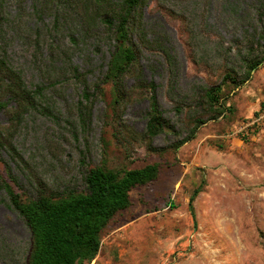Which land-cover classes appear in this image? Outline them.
I'll return each mask as SVG.
<instances>
[{
	"label": "rangeland",
	"instance_id": "obj_1",
	"mask_svg": "<svg viewBox=\"0 0 264 264\" xmlns=\"http://www.w3.org/2000/svg\"><path fill=\"white\" fill-rule=\"evenodd\" d=\"M225 1L197 3L205 8L210 29L222 36L226 47L233 36L240 37L241 29L226 21ZM254 1L227 0L239 14ZM19 3L2 0L8 22L1 28L0 45L26 84L31 89L42 86L43 95L40 110L25 116L13 138L23 158L19 167L10 163L18 182L15 192L36 196L44 189L38 187V180L55 191L80 190L84 172L95 166L123 170L158 163L159 179L130 192L132 206L103 231L100 250L90 264H264V128L245 138L238 133L225 137L264 105V61L246 83L226 91L230 111L206 120L193 140L171 150L168 147L186 135L188 113L174 111L173 89L168 90L173 74L167 62L160 55L143 52V76L155 82L162 114L180 134L178 138L173 133L154 137L152 148L168 149L151 152L140 142L121 144L112 136L111 87L99 85L113 49L110 33L100 25L89 32L67 12L57 17L58 25L53 23V12L39 20L32 16L33 0H22L20 7ZM142 14L147 38L163 36L176 58L175 96L214 81L187 58L181 20L155 8L153 1ZM244 28L251 32L249 25ZM66 59L85 74V85L61 70ZM132 83L131 78L125 81L126 87ZM85 90L92 97V107L89 119L83 121L79 104H84ZM147 110L148 100H135L125 107L122 119L134 132L142 133ZM6 125L0 110V126ZM1 156L8 161L4 152ZM0 174L4 175L1 162ZM197 188L200 193L192 216L188 201ZM30 239L23 220L0 201V264H24Z\"/></svg>",
	"mask_w": 264,
	"mask_h": 264
},
{
	"label": "trees",
	"instance_id": "obj_2",
	"mask_svg": "<svg viewBox=\"0 0 264 264\" xmlns=\"http://www.w3.org/2000/svg\"><path fill=\"white\" fill-rule=\"evenodd\" d=\"M151 1L155 8L173 16V20H181L187 58L213 78V82L193 87L190 94L175 96L176 58L165 46L163 36L151 33L152 38H147L149 32L142 23V10ZM197 1L33 0L32 16L41 20L53 12V23L58 25L57 17L67 12L74 14L89 32L95 25H100L110 33L113 49L99 85L108 83L111 87L112 136L117 143L140 142L146 145L147 151L163 153L193 140L206 120H215L222 117L224 111H230L226 108L228 92L246 83L251 72L264 61V0H255L243 14L225 1L226 21L241 29L240 37L233 36L226 47L222 36L210 29L205 8H200ZM17 2L20 7L22 0ZM6 17L0 0V31L8 22ZM247 25L251 32L244 28ZM143 52L160 55L167 62L171 76L173 74V86L169 82L168 90L171 93L173 89L174 111L177 115L188 113L184 120L185 137L168 148L150 146L152 139L160 134L173 133L176 138L180 134L162 114L155 82L143 76L140 65ZM61 67L73 80L85 85V74L80 73L69 59L64 60ZM129 78L133 83L126 87L125 81ZM42 95V86L31 89L21 72L13 67L6 48L0 45V110L7 120L6 126H0V162L4 174H0V193L4 196L0 201L18 214L29 230L30 248L24 264H90L100 250L103 231L117 214L132 206L130 192L156 182L160 165L152 163L137 169L110 170L103 164L84 172L80 190L55 191L38 180V187L44 189L38 190L36 196L15 192L18 182L10 163L19 167L23 158L14 147L13 138L25 116L40 110ZM139 99L148 100L142 133L134 132L122 119L125 107ZM83 101L84 104H79V113L86 121L92 107V97L87 90L83 92ZM2 152L8 156V161L2 158ZM199 193L200 188L195 189L188 201L192 216L193 203Z\"/></svg>",
	"mask_w": 264,
	"mask_h": 264
},
{
	"label": "built area",
	"instance_id": "obj_3",
	"mask_svg": "<svg viewBox=\"0 0 264 264\" xmlns=\"http://www.w3.org/2000/svg\"><path fill=\"white\" fill-rule=\"evenodd\" d=\"M264 128V106L258 110V112L251 118L239 124L238 129L235 132H230L225 137H230L232 134L247 136L249 134H255ZM254 136V135H253Z\"/></svg>",
	"mask_w": 264,
	"mask_h": 264
},
{
	"label": "crops",
	"instance_id": "obj_4",
	"mask_svg": "<svg viewBox=\"0 0 264 264\" xmlns=\"http://www.w3.org/2000/svg\"><path fill=\"white\" fill-rule=\"evenodd\" d=\"M261 105H263V104H261ZM260 108H262V107H260ZM258 110H259V109H258ZM258 110H257V111H258ZM257 111H256V112H257ZM256 112H255L253 115H255V114H256ZM235 141H237V142H238V140H235ZM243 141H244V140H243Z\"/></svg>",
	"mask_w": 264,
	"mask_h": 264
}]
</instances>
